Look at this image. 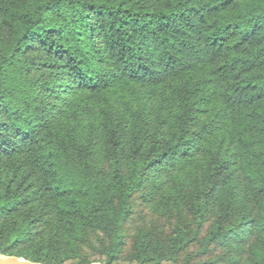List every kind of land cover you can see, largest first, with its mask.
Masks as SVG:
<instances>
[{"label":"trees","instance_id":"trees-1","mask_svg":"<svg viewBox=\"0 0 264 264\" xmlns=\"http://www.w3.org/2000/svg\"><path fill=\"white\" fill-rule=\"evenodd\" d=\"M43 66L67 80L42 74ZM134 83L168 86L160 101L167 102L166 111L158 110L151 131L137 109L132 121L106 103L98 126L92 118L82 123L76 110L65 116L69 89ZM197 97L212 100L215 115L229 111L243 177L264 195V0H0V159L24 156L21 180L0 173V253L63 264L42 253L43 243L60 234L45 236L54 222L55 230L66 227L73 248L86 242V234L102 231L101 262L124 264L119 256L131 197L149 166L189 160ZM205 151L213 162L212 186L194 188L190 217H182L178 203H163L178 214L166 231L138 227L130 244L136 264L231 263L229 254H211L217 243L247 240L242 236L249 231L264 240L262 199L257 215L230 218L233 205L223 203L207 221L224 160L210 146ZM25 168L36 177L26 181ZM35 182L46 208L31 209L23 195V185L37 190L30 188ZM254 253L261 262L262 250ZM93 261L82 257L71 264Z\"/></svg>","mask_w":264,"mask_h":264},{"label":"rangeland","instance_id":"rangeland-1","mask_svg":"<svg viewBox=\"0 0 264 264\" xmlns=\"http://www.w3.org/2000/svg\"><path fill=\"white\" fill-rule=\"evenodd\" d=\"M42 68L40 71L42 74H48L57 80H67V77L63 75L65 78H62L57 70H51L47 66ZM43 77L45 76L43 75ZM161 93H168L166 84L163 86H151L141 83H134L131 86L116 85L105 91H91L75 87L65 93L67 94L65 98L69 97L70 99L68 100L70 102L65 116L69 113L72 115L71 111L76 110L82 119V123H85L88 118H92L93 121L95 119L98 126V122L102 117L101 106L106 103L113 107L114 112L125 110L126 113L121 116L132 121V109H137L139 113L145 114L146 129L151 131L157 120L158 110L163 114L168 105L166 101L160 102ZM195 105L193 125L189 131V135L194 139L195 144L192 146L189 160H185L182 164L166 165L165 167L160 165L149 166L144 170L141 184L131 197V216L124 224L126 242L119 256L120 261L124 264H136L135 261L131 260L130 244L139 226L155 227L160 232L166 231L169 225L175 221L178 214H171L165 210V205L170 204L172 207V205L178 203L185 209V212H182V217H190L188 206L194 202V188L197 185L198 187L206 186V188L212 186L211 168L213 169V162L210 155L205 151L208 146L218 151L219 158L224 160V168L219 174L217 188L212 191L208 202L210 212L207 221L213 218L215 210L223 203L233 205L230 214V218L233 217V219L245 214L247 211L257 215L258 211L261 210L259 200H264V195L255 191L241 172L243 151L236 148V142L230 136L229 121L231 114L226 110L215 115L214 106L210 99L205 100L197 97ZM119 115H115L114 118H121ZM211 117L214 118V122L204 130V125L206 126ZM166 127L165 124L163 130H166ZM102 129V126H100V129L98 128L99 138H101ZM128 129H130V122ZM99 140V147L102 151L103 141L102 139ZM122 140L124 144L121 153L124 164L123 169L127 171L126 163L129 160L130 153L127 128ZM20 158H24L21 153H16L15 158L10 156L1 158L0 173L14 176V182L21 180L24 167ZM16 159L21 162L20 165L15 162ZM24 174L26 181L36 177L35 173L27 172L26 168ZM38 186V183H33L30 188L37 187V190H31L23 185V195H27L31 200L28 205L31 209L40 208L41 206L47 207L44 205V191H42L41 186ZM203 191L205 192V190ZM202 192H200L201 195L204 193ZM52 220H55L54 217H52ZM51 225L52 231L49 229L45 236L48 237L49 233L57 231L60 234L56 241H60V243H56L53 239H50L51 242L43 243L42 253L47 254L48 259H63V264H71L83 257L104 264L101 262L105 257L104 249L99 246L103 240L102 231L95 230L90 232L89 235L86 234V242L79 244L78 248H73L70 245L69 238H64V234L68 232L66 227H58V230H55L56 223L51 222ZM152 225L154 226L151 227ZM245 233L242 237L248 236L247 240L229 238L217 243L216 250L213 249L211 254L225 253L232 258L231 263L220 259L218 264H264V240L252 231H249L248 235ZM195 248L193 247V250ZM256 248L262 250L261 262L254 253ZM161 264H173V262L164 260Z\"/></svg>","mask_w":264,"mask_h":264},{"label":"water","instance_id":"water-1","mask_svg":"<svg viewBox=\"0 0 264 264\" xmlns=\"http://www.w3.org/2000/svg\"><path fill=\"white\" fill-rule=\"evenodd\" d=\"M0 264H53L43 263L39 261L30 260L17 255H4L0 253ZM90 264H101L99 262H91Z\"/></svg>","mask_w":264,"mask_h":264}]
</instances>
